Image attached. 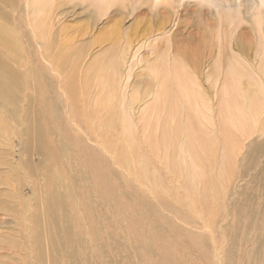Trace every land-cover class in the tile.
<instances>
[{
    "label": "rangeland",
    "instance_id": "rangeland-1",
    "mask_svg": "<svg viewBox=\"0 0 264 264\" xmlns=\"http://www.w3.org/2000/svg\"><path fill=\"white\" fill-rule=\"evenodd\" d=\"M52 1L54 6L48 17L50 21L49 34L48 32L46 34L47 40L52 43L50 46L51 49L53 48L50 50L51 54L61 51L62 54L67 57L71 56L70 59H72L82 52L83 56L85 55V61L83 63L76 62V64L69 62L63 65L60 71L56 70L55 74H51L47 70L48 68L38 62L35 53L31 57L33 60L31 59L27 63L26 60L16 59L17 62L14 67L19 75L21 74L20 82L24 86L22 87L23 91L18 93L19 106H26L27 101L29 105L33 103L31 107H33L35 119L42 124L43 136L40 139L41 142L35 141L28 148V151H25L23 139L20 135L21 130H23L21 124L11 123L13 126L9 125L8 131H4L6 135L8 133L7 137L3 132L0 135V264H52L53 262L54 264H97L94 260L95 253H97V261L100 263L105 261L106 264H139L140 259L147 258V253L136 247L138 244L133 238L126 236V233L122 230L123 228L120 227L122 225L120 224L121 221L119 220V223H117V219L114 220V217L110 216L108 207V200L110 199L106 197L105 193L103 195L99 192L100 189L93 184L92 177L88 174L93 172L89 166L85 165V158H89L90 155L82 150L83 143L77 137L90 134L89 125L85 126L86 123L82 118H80L79 124L76 125L77 128L75 123L64 121L60 125L52 119L53 103L59 104L57 105L59 114L62 115L63 119H66V111L63 108L66 104V98L63 94L66 84V78L64 77L76 70L73 71L75 74L74 80H76L75 85L78 87L77 90L80 95L83 91V81L81 79H83V74L85 75L89 71L88 64H90L91 57L102 56L105 58L103 52L107 44L103 43L100 47H97V44L94 43H96L95 40L100 41L98 36L102 32L108 30L109 27L111 28V10L107 2L101 4L97 0ZM260 1L252 0L251 3V0H240L236 4H231L230 7H227L228 9H218L223 15H229L227 21L222 24L225 27L223 38L226 41L224 45L226 47L228 45L226 51L230 53L228 56H238L240 54L239 57L249 60L255 55L257 35L255 36L254 27L250 22L254 21L252 14L261 13L259 17L264 19V7L253 9V3L259 6ZM161 2L155 8H149L141 1H136L133 7L136 8L139 3L142 4L139 5L140 8L138 9L141 10L142 15L133 13L132 16L128 14L126 17H119L120 21L122 20L120 24L122 37H127L130 41H133L131 44L132 49H129L130 55L137 54L139 56L136 61L120 64L121 73L126 76L129 75L127 81L129 85L128 92L139 91V96L145 97V95L151 94L159 88L155 85L157 83L146 75V66L149 67L151 62L147 64L146 60L154 58V55H151V50L142 48V46L155 41H157L156 43L162 41L164 37L160 36L159 38L148 39L145 43L143 35L149 27L155 30L163 26L164 31L167 30L168 33L173 30V35L169 42L162 43V51L165 49V51L168 50L172 54L173 50L179 47L192 61L196 59L199 69L196 73L198 77L196 76L197 78L194 81L197 86L201 83L199 87L202 89L200 90L210 96L214 106L212 112L208 114H213L217 118L214 108L216 101L219 100L215 94L219 83L216 82V79L210 81V77L207 76L211 73L217 56V47L213 46L216 44L215 34L219 28L216 19L217 10L213 7L208 9L203 6L202 8V0H162ZM171 5L179 10L178 16H174L171 12ZM122 16L124 15L122 14ZM228 24L230 25L228 26ZM21 30L25 35L28 34L25 28H21ZM23 48L28 50L25 45ZM197 49H199L198 53ZM105 59H107V56ZM40 67L44 70L42 68L39 70L38 81L30 78L26 70L33 69L35 71ZM41 75H45V77ZM48 80L51 81V84ZM149 81L150 84H148ZM241 83L244 85L246 80H242ZM150 97L148 96L145 99L146 102L151 101ZM28 98L31 99V102ZM81 102L80 97L78 101L79 109L83 110ZM132 113L131 111L130 114ZM40 115L42 119L38 120ZM131 116L136 119V116ZM211 127L209 135L215 133V128ZM246 127L248 128V126ZM11 128L12 130L9 131ZM226 129L233 136L230 137L233 140L232 143H230V140L227 142V145H230L229 148L233 144L230 148L233 149L232 152L234 153L231 163L233 165L231 178L228 179V172L223 171L220 173L221 177L225 179L224 182L216 179L217 163L219 161L217 156L218 153L219 156L221 155L224 146L222 141L231 136L224 129L229 136L225 133L224 135L219 134L218 137L223 136H220L221 139L223 138L222 141H220V137L213 139L214 142L211 140L209 146L211 153L209 152L208 156L212 165L204 163L206 176L203 173L201 177V179L203 178L202 186L200 188L196 187V190L192 193L190 189L193 188L186 190L184 184H182L184 187L178 185L176 179L172 176L173 173H168L164 168L167 166L161 164L162 159L159 158L156 161L157 155L149 154V149L144 145V140L137 137L140 151L138 153L145 156L150 175L158 177L162 186L159 190L145 193L144 199L150 205L143 206L138 198L134 196L139 189L133 187V183L129 179L126 180L129 186L127 188L128 193L130 192L128 195H131L130 197L136 204L137 210L140 212L139 215L145 217L143 222L137 221L138 217L131 213L134 210L128 208L124 195L120 200L115 201L118 204L112 206L114 208L121 206L120 209L125 219H127L124 221L123 227L127 228L128 226L126 230L130 234L133 233L132 230H135L130 227L132 223L142 229L143 233H156V236H158L156 231L159 230V227H161V230L166 229L167 233L164 239L172 240L176 237V240L181 244L180 251H177V254H185L183 255L185 260L187 262L189 260L191 264H237L236 261H239V264H264V127L262 129L257 128L256 131L253 130V135L251 134L249 137H245L244 134L230 127ZM135 131L141 134L140 128ZM116 132L117 130L112 131L105 138L107 142L104 145H109V155L100 151L102 148H98V146H102L104 137H101V142L98 145L91 146L94 151L92 153L100 157L99 159L103 158L107 167H111L112 173L116 174V176H112L115 187L118 181H122L123 175L121 173L124 172L121 164L124 161L122 163L121 161L125 158L123 148L118 149V143L115 141ZM62 147L67 152L64 153V157L59 155V149ZM47 150H52L54 155H59V160L55 156V160L51 161L52 159L47 154ZM172 154L174 155L173 159L178 158V152ZM127 164H130V162H127ZM26 165L30 167L31 172ZM200 167L203 171L204 165L201 164ZM77 169H80V174H76ZM180 169H183L181 165H179ZM78 175L79 178L84 175L82 181L77 178ZM70 177L75 180H73L74 189L72 190L69 189L73 188L72 181L69 182ZM180 182L182 181L180 180ZM91 183L94 187L89 188L91 189L90 193L88 189H84L82 186ZM212 187L214 188L212 189ZM131 189L137 190L133 191ZM119 190L121 191L120 187ZM189 190L190 192H188ZM163 191L164 193H162ZM113 192L116 195L118 194L115 189ZM86 193L91 197L88 200H91L93 204L92 221L97 222V228L89 227L91 225L90 217L85 209L88 203L83 204V207L82 203L86 201L80 202L79 195ZM199 193L208 195L206 197L208 204L204 207L198 202L197 195ZM158 194L161 195L158 196ZM50 196H58L59 201L63 202L64 216L61 215L58 222L53 217L60 210L55 206L49 207L46 204ZM164 200H168V208L166 209L159 207V204L163 203ZM91 203L90 205H92ZM80 209L82 210L80 211ZM107 221H110L112 226L108 225ZM38 236L39 238H37ZM70 238L73 240H70ZM215 241L221 244V248L216 254L217 256L212 257V246ZM52 243L58 246L56 253L51 250L50 244ZM154 243L150 244L151 248L148 250L155 251L153 252L154 257L157 256L156 250L160 246H163L164 249L168 248L167 244L162 245L157 240ZM98 247H102V252L100 249L94 252L95 248ZM206 252H208L210 259L201 256L202 253L206 255ZM226 258L232 260L228 261Z\"/></svg>",
    "mask_w": 264,
    "mask_h": 264
},
{
    "label": "bare ground",
    "instance_id": "bare-ground-1",
    "mask_svg": "<svg viewBox=\"0 0 264 264\" xmlns=\"http://www.w3.org/2000/svg\"><path fill=\"white\" fill-rule=\"evenodd\" d=\"M97 1L101 4L107 2L108 7L111 10V28L109 27L108 30L102 32L98 36V39H100L101 42L95 40L96 43H94L95 45L97 44V47H100L103 43L107 44V47L103 52L105 58L107 56V59L102 56H97L96 58L90 56L91 61L87 59L90 63L88 64L89 71L85 73V75L83 74V79H81L83 81V91L80 95L78 94V87L75 85L76 80H74L75 74L73 71L76 70H73L72 72L69 71L70 73L67 77H64L66 78V84L64 90L62 89L64 97L66 98V104L63 107L64 111H66V119H63L61 117L62 115L60 116V112L58 111L59 108L57 107L59 104L57 103H53L52 105V119L57 121L60 125L65 121L67 123H75L76 126L79 124L78 122L81 120L80 118H82L86 123L85 126L89 125L90 134H87L89 136L77 137V139L81 140L83 143L82 150L90 155L89 158H85V165L89 166L93 172H89L88 174L92 177L91 180L93 184L95 186L97 185L100 189H98L99 192L103 195L105 193L106 197L110 199L108 200L110 216L114 217V220L117 219V223H119L120 220V224H122L120 227L123 228L122 230L126 233V236L133 238L138 244L136 247L147 253V258L140 259L139 264H191L189 260L188 262L185 260V257L183 256L185 254H177V251H180L179 247L181 244L176 240V237L172 240L164 239L165 234L167 233L166 229L161 230V227H159L160 231H156L158 233V236H156V233H143L142 229L132 223L130 227L135 230H132L133 233L130 234L129 231L126 230L128 229V226L127 228L123 227L124 221L127 219H125V216L120 209L121 206L114 208L112 205H115L116 203L118 204V202L115 201L118 199L120 200L124 195L126 197L125 200L128 204V208L134 210L131 213L138 217L137 221L143 222L145 219L144 215H139L140 212L137 210L136 204L130 197L131 195H128L130 192L128 193L127 188L129 186L126 180L129 179L133 183L132 186L139 189L131 190L138 191L135 192L134 196L138 198L143 206L150 205V203L144 199L145 193L159 190L162 186L158 177H152L150 175L148 171V162H146L145 156L138 153V138L144 140V145L149 149V154L157 155L156 161L159 160V158L160 160L162 159L161 164L168 167H164L168 173H173L172 176L176 179L178 185L180 187L186 186V190L193 188L190 189L192 193L196 190V187L200 188V186H202L203 178L201 179V177L203 173L206 176L204 163H206V165L207 163H212L208 156L209 152L211 153V150L209 149L211 140L214 142L213 139L218 137L219 134H226L227 127L238 130L241 134H244L245 137H249V135L253 133V130L256 131L264 127V19L259 17L261 13H258L257 15L252 14L254 21L252 20L250 23L254 27H252L253 32H255V36L257 35V39L261 36L258 40L256 39L257 46L253 58H250L251 60H246L245 58L239 57L240 54L238 56H228L230 53H227L226 51L228 45L227 47L224 45L226 41V39L223 38L225 36H223V33H225V27H223L222 24L227 21V16L229 15H223L218 9H228L227 7H230L231 4L238 3L240 0H202V8L203 6L208 9L213 7L217 10L216 19L219 24L218 31H216L215 34L216 44L213 45L215 48L217 47V56L214 60L212 71H210L211 73L207 75L210 77V81L216 79V82L219 83L220 86H218L219 88L217 87L215 92L219 99L216 101L217 103L214 108L216 110V118L213 114H208L209 112H212L214 106L210 100V96L206 95L203 90H200L202 89L199 87L201 83L197 86L194 81L198 77L196 73H198L199 69V64L196 59L192 61L191 58L188 57L179 47H176L172 54H170L168 50L165 51V49L162 51V43L169 42L173 35V30L168 33L167 30L164 31L163 26H160L155 30H152L149 27L143 35L145 43L148 39H155L160 36L164 37L162 41L159 43H156L157 41H155L142 46V48L151 50V55H154V58L146 60L147 64L151 61L149 67L146 66V75L150 76V78L157 83L155 85L159 88L151 94L145 95V97L139 96V91H136L137 93L128 92L129 85L127 81L129 75L126 76L121 73L120 64H127V62L136 61L139 56L137 54L130 55L131 53L129 52V49L131 48L133 41H130L127 37H122L120 30L122 20L120 21V18L126 17L128 14L132 16L133 13L142 15L143 13L141 10H138L140 8L139 5L145 4L146 6L148 5L149 8H155L160 5L162 0ZM136 1H141L142 4L139 3V7L137 6L135 8L133 7V4ZM259 3V6L253 3L254 10L264 7V0H261ZM53 4L52 0H0V135L2 132L4 133L6 130L8 131L9 125L13 126V123L21 124L23 130H21L22 132L20 135L23 139L25 151H28V148H30L35 141L41 142L40 139L43 136V132L41 131L42 124L35 119L33 107H31L33 103H30L29 105L27 101L26 106H19L18 93L23 91L22 87L24 86L23 83L20 82L21 74L19 75L14 67V64L17 62L16 59H23L22 61L26 60L25 62L27 63V61L32 59L31 57L35 53L38 57V62H41L42 65L48 68L47 70L51 74H55L56 70L60 71L62 66L69 62L76 64V62L83 63L85 61V55L83 56L82 52L72 59H70L71 56L67 57L62 54L61 51L51 54L50 50L53 48L51 49L50 46L52 43L50 40H47L46 34L49 30L50 21L48 17L53 9ZM178 11L179 10H176L174 6L171 7V12H173L174 16L179 15ZM122 14L124 16H122ZM174 22H176V20H174ZM22 24L23 26H21ZM229 25L230 24H228V26ZM21 28H25L28 34L25 35ZM24 45L28 50L23 48ZM230 47L231 46L229 45V48ZM198 52L199 49H197V53ZM41 68L42 67L35 71H33V69L26 71H28L30 78L37 79L38 81L40 76L39 70H41ZM41 76L45 77V75ZM242 80H246L244 85L241 83ZM49 81L50 80H48V82ZM49 84H51V81ZM148 84H150V81ZM48 89L51 90L49 87ZM148 96H151V101L148 100L149 103L145 100ZM80 97L83 110L79 109L78 101ZM28 100L31 102V99L28 98ZM131 111L133 112L132 114H130ZM131 115L136 116V119H133ZM40 119H42L41 115L38 120ZM211 126L215 128V133L213 132L214 135L208 134L211 131ZM246 126H248V128ZM138 128L141 129V134L135 131ZM11 130L12 128L9 131ZM116 130L117 132L114 138H116L115 141L118 143V149L123 148L125 158L121 161V163L124 161V163L121 164L122 171L124 172L121 173L123 175L122 181H118V184L116 183L115 187L112 176H116V174L112 173V170H110L111 167H107L103 158L99 159L100 157L93 154L94 151L91 149V146L94 144L98 145L101 142V137H104L102 146H98V148H102L100 151L109 155V145H104L107 142L105 138L106 135H109V133ZM227 132L229 134L231 133L229 130ZM229 134L227 136H229ZM7 135L5 134V137H7ZM222 135L220 136L223 137ZM230 137L233 136L231 135L225 139L222 138L223 141L222 139L220 140L224 142L221 155L219 156L218 153L217 156L219 157V161L217 163L218 172L216 179L220 180V182L221 180L223 182L225 180L221 177L220 172H228V179L232 176L231 172L233 165L231 163L233 159L232 155L234 153L232 152L233 149L231 150L230 148L233 144L230 148V145H227L229 140L230 143L233 141ZM59 152L61 157H64V153H67L64 147L60 148ZM177 152L179 153L178 158L173 159L174 155L172 153L176 154ZM47 154L50 155L52 159L51 161L55 160V156H59L56 154L54 155L52 150H47ZM171 155L172 157L170 158ZM127 162H130V164H127ZM201 164L204 165L203 171L200 167ZM179 165L182 166V170H179ZM28 169L31 172L30 167H28ZM75 172H77L76 174H80L81 171L80 169H77ZM83 176L84 175L79 178L78 175L77 178L82 181ZM178 176H180L181 179L178 178ZM73 180L74 179L71 177L69 178V182L72 181V184L75 181ZM180 180L182 182H180ZM93 184H85L86 187H82L88 189L91 193V189L89 188H93ZM182 184H184V186ZM72 187L73 188L69 189H74V184ZM119 187L121 188V191L119 190ZM213 188L214 187H212V189ZM114 189L118 192L117 195L113 192ZM190 190L188 192H190ZM162 193H164V191ZM159 195L161 194H158V196ZM58 196L48 197L46 203L49 207L55 206L60 210L59 213L53 217L57 222L60 221L61 215L64 216V209L62 208L63 202L59 201ZM79 197L81 203L84 200L86 201L83 202L82 205L88 203L85 209L90 217L91 225L89 227L97 228V222L92 221L93 216L91 215V211L93 204L91 203V200H88L91 197L88 193L84 195L80 194ZM197 197L201 206L204 207L208 204L206 202V197H208L206 193L205 195L199 193ZM57 198L58 200L55 203ZM90 203L92 205H90ZM167 204L168 200H164L163 203L159 204V207L166 209L168 208ZM81 210L82 209H80V211ZM107 224L112 226L110 221H107ZM174 236L176 235L174 234ZM37 238H39V236ZM70 240L73 239L70 238ZM154 240L162 243V245L167 244L166 246L168 247L167 249H164L163 246H160L159 249L156 250V257L153 256L155 255L153 253L155 251H148L151 248L150 244H155ZM50 246L51 250L56 253L58 246L55 243L50 244ZM212 247V257H216V254L220 251L221 244H219L218 241H215ZM99 249L102 252V247L95 248L94 252H97ZM207 253L208 252H206V255L202 253L201 256L210 259ZM94 255L95 263H100L97 261V253ZM226 260L231 261L232 259L226 258ZM236 262L237 264L240 263L239 261ZM52 264H54V262ZM100 264H106V262L102 261Z\"/></svg>",
    "mask_w": 264,
    "mask_h": 264
}]
</instances>
